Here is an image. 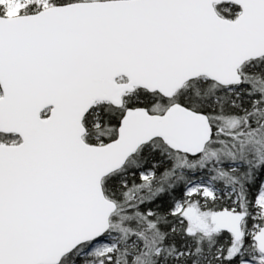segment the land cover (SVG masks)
I'll list each match as a JSON object with an SVG mask.
<instances>
[{
  "label": "snow or ice",
  "instance_id": "6c2138e0",
  "mask_svg": "<svg viewBox=\"0 0 264 264\" xmlns=\"http://www.w3.org/2000/svg\"><path fill=\"white\" fill-rule=\"evenodd\" d=\"M0 264H264V0H0Z\"/></svg>",
  "mask_w": 264,
  "mask_h": 264
}]
</instances>
